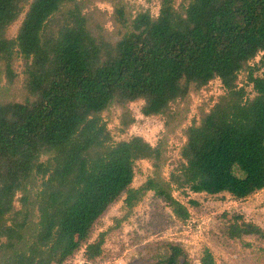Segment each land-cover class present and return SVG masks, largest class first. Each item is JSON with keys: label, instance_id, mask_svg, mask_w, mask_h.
Wrapping results in <instances>:
<instances>
[{"label": "trees", "instance_id": "trees-1", "mask_svg": "<svg viewBox=\"0 0 264 264\" xmlns=\"http://www.w3.org/2000/svg\"><path fill=\"white\" fill-rule=\"evenodd\" d=\"M259 56L264 67V0H160L156 16L126 0H0V264H65L81 250L95 263L107 235L92 241L96 226L123 196L127 213L152 193L186 222L174 191L242 200L264 189ZM213 82L221 94L185 125ZM138 102L163 123L154 145L114 141L102 117L118 111L125 133ZM138 162L151 175L134 189ZM218 219L224 239L264 252L260 226ZM162 246L154 264H193L179 244ZM199 264H216L208 248Z\"/></svg>", "mask_w": 264, "mask_h": 264}, {"label": "rangeland", "instance_id": "rangeland-1", "mask_svg": "<svg viewBox=\"0 0 264 264\" xmlns=\"http://www.w3.org/2000/svg\"><path fill=\"white\" fill-rule=\"evenodd\" d=\"M126 1L134 11L147 10L153 16L158 13L160 0ZM98 7L110 11L108 4L99 3ZM14 30L15 28L12 33ZM253 65L259 66L260 72L264 71L260 56L251 63V66ZM241 80L244 78L241 77ZM247 90L250 91V88ZM221 92L219 83L213 82L209 90L199 97H193L185 125L195 116L196 108L202 101L208 102ZM141 105L142 103L138 102L130 106L135 123L125 133L119 131L118 111L112 109L102 115L114 141H126L131 136H140L151 145L156 143L163 131V123L157 118H144L140 113ZM183 140L181 132L177 131L169 143L171 155L177 157ZM167 172L168 168H165V177ZM150 175V166L146 162H138L133 170L131 187L136 189ZM237 189L241 187L238 186ZM173 196L188 210L189 218L186 222L176 219L152 193L143 197L130 213L124 209V196L111 205L100 219L92 238L93 241L100 233L107 232L102 256L93 264H154L156 260L167 255L162 243L179 244L193 264H199L204 247L210 250L216 264H264V252L247 246H256L257 242L252 239L242 242L224 239L220 234L218 219L223 213L240 214L264 229V189L242 200L227 193L208 196L174 191ZM189 201H194L197 206H190ZM106 203L107 200H104L99 207ZM116 221H119V224L116 225ZM83 252L84 250H81L65 264H86Z\"/></svg>", "mask_w": 264, "mask_h": 264}]
</instances>
